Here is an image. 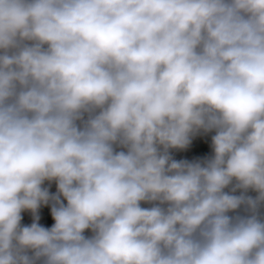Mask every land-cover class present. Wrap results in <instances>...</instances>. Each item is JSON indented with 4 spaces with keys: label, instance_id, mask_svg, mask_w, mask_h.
<instances>
[{
    "label": "clouds",
    "instance_id": "obj_1",
    "mask_svg": "<svg viewBox=\"0 0 264 264\" xmlns=\"http://www.w3.org/2000/svg\"><path fill=\"white\" fill-rule=\"evenodd\" d=\"M0 264H264V0H0Z\"/></svg>",
    "mask_w": 264,
    "mask_h": 264
},
{
    "label": "crops",
    "instance_id": "obj_2",
    "mask_svg": "<svg viewBox=\"0 0 264 264\" xmlns=\"http://www.w3.org/2000/svg\"><path fill=\"white\" fill-rule=\"evenodd\" d=\"M214 133H209L207 135H198L193 140L189 147L185 150H172V155L175 159H188L193 160L197 158H203L204 156L211 155V135ZM45 187L49 188L50 193L56 192V185L53 182L52 184L45 183ZM254 195V193H253ZM66 203V202H65ZM143 207H148L149 205H142ZM38 214L40 216L39 223L45 227H51L54 223L51 217V207L42 206ZM22 225H30L33 221L31 212L22 213ZM88 234V233H86Z\"/></svg>",
    "mask_w": 264,
    "mask_h": 264
}]
</instances>
